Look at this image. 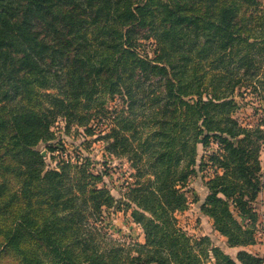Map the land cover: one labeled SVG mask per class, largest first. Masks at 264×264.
I'll use <instances>...</instances> for the list:
<instances>
[{
  "label": "trees",
  "instance_id": "1",
  "mask_svg": "<svg viewBox=\"0 0 264 264\" xmlns=\"http://www.w3.org/2000/svg\"><path fill=\"white\" fill-rule=\"evenodd\" d=\"M261 43L262 0H0V218L12 219L0 226V247L22 264H238L175 216L188 208L183 188L198 146L215 143L208 161L201 157V168L214 169L202 211L228 247L242 248L240 264H263L243 248L260 228L264 120L251 128L231 116L243 84L228 69L244 68L242 80L264 102ZM212 63L222 71L205 86L200 71ZM117 95L127 108L115 111L120 127L106 138L136 161L124 206L145 235L126 250L116 241L103 248L90 223L119 202L94 185L101 177L72 160L50 169L36 148L53 138L57 117L86 126L96 105ZM145 159L149 166L137 167Z\"/></svg>",
  "mask_w": 264,
  "mask_h": 264
},
{
  "label": "rangeland",
  "instance_id": "2",
  "mask_svg": "<svg viewBox=\"0 0 264 264\" xmlns=\"http://www.w3.org/2000/svg\"><path fill=\"white\" fill-rule=\"evenodd\" d=\"M262 1L264 2V0ZM143 43L145 45L141 49H147L154 57L150 43L146 41H143ZM261 47H264V43H261ZM233 64V66L229 64L228 69L234 68L232 70L233 75H235L234 82L240 80V84L243 85H236L233 97L231 96L239 104V107L231 116L252 128L261 123V120H264V113L261 110L256 114L257 109L264 106V102L257 99L258 93L254 90L255 86L248 85L251 84V81L242 80L245 69H237L238 64L235 61ZM212 67L213 63L207 64L200 71V73L208 72L205 86L208 82H211L214 75H218L222 71L221 68L216 70ZM260 70V75H262L264 67ZM224 71L223 69L222 73ZM261 81H264V77ZM215 85L216 82H213L212 86H209L210 96L216 92ZM46 92L55 94L57 91L51 89ZM206 95H204L205 100H207ZM96 106L97 108L91 111L96 115L86 126L77 125L76 123L67 126L68 123L64 117H57L51 124L53 138L41 141L36 148L46 158L50 169L59 168L65 160H72L74 165L80 166L82 164L81 166L86 168L89 173L101 177L94 185L98 188L107 189L119 202H116L112 207H103L102 223L97 222L94 217L91 218L90 223L96 225L97 231L104 234H98V237H96L103 248H109L113 245V241H116L124 245L126 250L133 243L145 242L142 227L133 221L132 209L124 206V203H130L127 196L128 184L135 183L137 168L134 163L136 161L131 160L125 153H119L118 155L113 150H109L108 147L113 140L106 138V135L110 134L112 129L120 127V124L114 121L115 111L126 109L127 106L119 95L113 98L107 97L102 105L97 104ZM138 110H140L139 107ZM146 114L147 112L142 113L139 119L146 121L144 118ZM147 131V129L143 131V140ZM216 148L215 143H212L208 149L202 145L198 146L197 164L190 167L193 172L185 184L186 187L183 188L189 201L188 208L184 211H177L175 216L179 227L190 237L196 239L205 237L209 244L219 246L224 243L223 239L225 237L214 229L213 220L202 211L203 203L210 193L207 182L213 177L214 169L212 167L201 168L200 165L201 157L206 156V161H208V154L215 151ZM262 151L264 152V144ZM136 165L140 168L142 166L148 167L149 160L138 161ZM146 177H152V175L147 174ZM143 179L142 177L141 180ZM120 203H122L121 207L118 208ZM11 221L10 218L1 217L0 226L5 227ZM21 261V258L17 257L15 253L0 247V264H22Z\"/></svg>",
  "mask_w": 264,
  "mask_h": 264
},
{
  "label": "crops",
  "instance_id": "3",
  "mask_svg": "<svg viewBox=\"0 0 264 264\" xmlns=\"http://www.w3.org/2000/svg\"><path fill=\"white\" fill-rule=\"evenodd\" d=\"M260 160L261 163L263 165V170H264V152H261V156H260ZM258 211L260 214V230H258L257 234H256V238H257V242L253 245H249L243 249L247 250L248 252L254 254V255H258L260 257L264 258V187L262 189V191L259 194L258 197ZM224 238V237H223ZM224 243L222 245H219L225 253H227L228 255H230L234 260L237 261L238 264H240L237 260V254L238 252L242 249V248H238V247H228L227 243H226V239L224 238ZM264 264V262H263Z\"/></svg>",
  "mask_w": 264,
  "mask_h": 264
}]
</instances>
